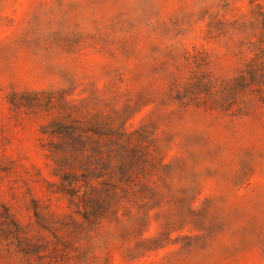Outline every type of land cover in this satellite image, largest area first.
<instances>
[{"label": "rangeland", "instance_id": "rangeland-1", "mask_svg": "<svg viewBox=\"0 0 264 264\" xmlns=\"http://www.w3.org/2000/svg\"><path fill=\"white\" fill-rule=\"evenodd\" d=\"M0 264H264V0H0Z\"/></svg>", "mask_w": 264, "mask_h": 264}]
</instances>
